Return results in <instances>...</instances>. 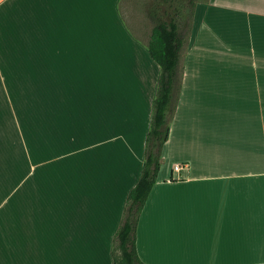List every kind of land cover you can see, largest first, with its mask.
I'll return each mask as SVG.
<instances>
[{
    "label": "crops",
    "instance_id": "0c3cea01",
    "mask_svg": "<svg viewBox=\"0 0 264 264\" xmlns=\"http://www.w3.org/2000/svg\"><path fill=\"white\" fill-rule=\"evenodd\" d=\"M124 1L0 0V264H113L161 76ZM178 4L180 88L138 253L264 264V0Z\"/></svg>",
    "mask_w": 264,
    "mask_h": 264
},
{
    "label": "trees",
    "instance_id": "16d2710c",
    "mask_svg": "<svg viewBox=\"0 0 264 264\" xmlns=\"http://www.w3.org/2000/svg\"><path fill=\"white\" fill-rule=\"evenodd\" d=\"M171 5L166 11L167 19L157 18L160 10L154 11V25L148 50L160 65L161 76L153 105L151 128L145 144V159L140 180L130 191L119 229L113 239V264H145L137 249V230L142 211L156 184L162 167L163 149L170 136L169 114L180 88L179 65L184 37L183 22L177 0H163ZM178 15V16H177Z\"/></svg>",
    "mask_w": 264,
    "mask_h": 264
},
{
    "label": "rangeland",
    "instance_id": "374dc122",
    "mask_svg": "<svg viewBox=\"0 0 264 264\" xmlns=\"http://www.w3.org/2000/svg\"><path fill=\"white\" fill-rule=\"evenodd\" d=\"M153 1L154 0H125L121 6L123 18L128 22L129 26L135 29V34L138 33L140 36L144 37L143 47L145 49L148 48V40L145 41V39L150 37L154 25V22H152V20L150 21V19L148 18L149 15L146 14V8L148 9V6L150 8ZM177 1L179 2L180 0ZM189 11L190 5L186 6V18L189 16ZM142 14L144 17V21L142 23H138L139 19L142 18ZM138 24L140 25L139 27L142 31L136 30Z\"/></svg>",
    "mask_w": 264,
    "mask_h": 264
},
{
    "label": "built area",
    "instance_id": "2783aa9c",
    "mask_svg": "<svg viewBox=\"0 0 264 264\" xmlns=\"http://www.w3.org/2000/svg\"><path fill=\"white\" fill-rule=\"evenodd\" d=\"M181 169H183L181 165H176V166H175V170H176V171H180Z\"/></svg>",
    "mask_w": 264,
    "mask_h": 264
}]
</instances>
